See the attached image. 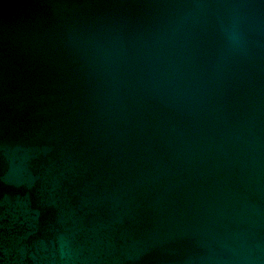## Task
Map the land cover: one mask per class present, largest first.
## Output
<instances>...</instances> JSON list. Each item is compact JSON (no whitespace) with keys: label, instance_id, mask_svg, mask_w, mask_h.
<instances>
[{"label":"water","instance_id":"water-1","mask_svg":"<svg viewBox=\"0 0 264 264\" xmlns=\"http://www.w3.org/2000/svg\"><path fill=\"white\" fill-rule=\"evenodd\" d=\"M0 264H264V0H0Z\"/></svg>","mask_w":264,"mask_h":264}]
</instances>
